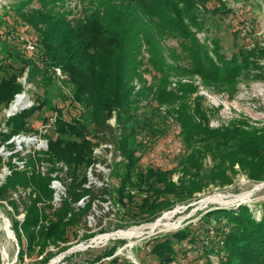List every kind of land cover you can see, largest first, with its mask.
<instances>
[{
    "label": "trees",
    "instance_id": "16d2710c",
    "mask_svg": "<svg viewBox=\"0 0 264 264\" xmlns=\"http://www.w3.org/2000/svg\"><path fill=\"white\" fill-rule=\"evenodd\" d=\"M34 1L20 0L18 6L3 5L4 11L0 13V51L7 52L12 61L22 64L20 70L0 79V111L9 108L16 95L25 90L19 80L25 72L28 82L37 81L43 88V94L36 97L32 106L5 117L6 127L0 130V149L5 145L14 150L15 143L10 142L14 135L39 133L33 121L37 113L55 115V136L48 135V150L25 156L12 153L8 162L12 172L0 185V201H6L15 215L24 208V221L15 216L12 224L20 245L18 259L22 264H48L57 254L72 247L69 244L71 230L87 227L86 215L98 199H110L118 218L116 229H128L157 220L181 202L197 199L196 193L212 184L221 187L233 184L239 173L236 165L252 180L264 181V131L250 126L245 120L213 128L200 97L192 98L196 91L192 82L180 80L176 88H171L174 75L200 74L208 86L231 92L236 90L241 76L249 75L251 70H259L255 78L264 80V66L260 63L264 58L263 48L248 51L242 48L230 61L215 48L218 58L214 59L191 29V25L197 29L204 26L203 19L198 17L197 5L191 0H164L174 16L164 19L169 16L163 12L162 22L150 19V25L143 13L148 12L146 16H149L150 11H158L145 10L142 3L146 0H140L134 8L123 1L106 2L76 22L64 9L56 12L54 8L28 10ZM38 1L53 7L59 3V0ZM159 2L162 4L163 0ZM150 3L155 1L146 4ZM11 9L17 12L21 22L34 30V39L38 43L34 53L27 52L26 44L21 49L1 30L9 24L6 16ZM218 11V8L214 9V12ZM162 23L185 40L192 35L193 49L184 43V48L190 52V67L170 63L163 55L156 37L163 28ZM144 45L150 46L151 64L160 75H156L152 87L136 90L135 80L147 82L140 71L143 61L139 55ZM10 66L0 61V72ZM56 67L62 68L66 74L64 78L56 74ZM144 98L169 106L167 112H157L164 123L178 104L176 121L181 125L187 153L174 169L141 165L138 153L147 149L151 139L166 132L162 127L164 124L155 123L151 117L139 112V103ZM193 102L196 103L194 108ZM61 103L79 105L82 111L68 119ZM114 116L116 125L112 126L109 120ZM49 117L44 118L45 123ZM107 129L114 135L115 148L122 159H115L110 164V184L100 188L88 185V173L83 176L80 173L83 167L88 169L99 162L96 148L102 144L100 132ZM143 132L145 139L139 140ZM209 155L214 165L206 171L204 160ZM13 156L26 161L24 168H19ZM42 161H47L50 166L46 174L38 167ZM59 162L68 166V180L67 195L56 207L51 174L56 172ZM178 171L182 176L176 181L174 174ZM21 189L27 191L26 195L21 194ZM16 192H19V198L15 196ZM82 199L84 205L79 204ZM200 220L197 227L187 225L164 238H154L151 250L161 264L175 262L179 258L177 245L183 247L185 241L189 245L187 250H196V254L203 257L204 261L199 264H217L212 261V255L220 264H264V204L261 218L250 205L241 204L207 210ZM104 231L102 229L100 233ZM97 233L86 232L84 239L90 240ZM201 244V248L196 249ZM51 246L59 250L54 252L49 249ZM117 249V246L106 249L93 262L106 257L118 261ZM35 251L42 259L25 262V254L31 256ZM0 264H3L1 253ZM127 264L134 263L127 260Z\"/></svg>",
    "mask_w": 264,
    "mask_h": 264
},
{
    "label": "rangeland",
    "instance_id": "374dc122",
    "mask_svg": "<svg viewBox=\"0 0 264 264\" xmlns=\"http://www.w3.org/2000/svg\"><path fill=\"white\" fill-rule=\"evenodd\" d=\"M121 1L128 6L132 5L133 8L141 3L140 0H59L58 5L53 7L52 4L44 6L42 2L35 0L27 9L47 8V10H49L54 8L53 11L55 12L64 9L70 12L69 18L76 22L83 18L84 15L96 9L98 5L101 6V4L106 2L115 4ZM150 1L151 0H146L142 3V5H145L144 9L149 11L154 9L158 11V13L150 11L149 16H146L148 12L143 13L146 21H149V25L151 24L150 19L156 22H162L160 16L163 12H166L169 16L164 19H169L174 16V12L167 7L164 0L162 4L159 0H154L155 3H158L157 6L155 3L146 4ZM191 1L197 5L198 17L204 21V26L201 29H197L194 25H191V29L196 32L198 41L204 46V50L206 49L214 59L218 58L215 54V48L219 50L226 61H230L234 54L240 53L242 48H247L244 49L247 51L256 47L264 49V0ZM19 2L20 0H0V13L4 11L3 5L15 4L18 6ZM215 8H218L219 11L214 12ZM6 17L9 24L4 25L1 30L5 35H9L11 41H16L21 49H23V45L25 44V38H36L32 27L21 22L15 10L11 9L9 15ZM162 25L163 28L161 26L162 30L156 34V37L163 55L170 63H177L183 67H190V52L184 48V43L186 42L188 48L193 49L192 45L194 39L192 35H189L185 40L184 37L178 35L177 31L172 30L165 23H162ZM150 49V46L144 45L140 53L141 55H139L140 59L143 61L140 71L143 73L144 79L147 82L144 83V81L139 80V78L135 80L134 84L136 90H140L144 86L152 87L156 81V75H160L151 64L150 57L152 53ZM0 61H4L6 65H11L8 70L0 72V79L4 76H10L22 67L21 63L12 61L9 54L4 51H0ZM260 63L264 66V58L260 59ZM257 73H260V71L254 69L251 70L249 75H242L234 92L229 90L219 91L215 86H208L200 74L174 75L171 78L173 81L171 88H176L180 80L183 82H192L196 86V91L192 94V98L200 97V103L202 107L207 109L209 124L213 128H220L228 126L234 121L245 120L250 126L258 127L264 131V80L255 78ZM27 76L28 74L25 72L23 76H20L19 80L25 87L26 95L30 97L32 103H34L36 97L43 94V88L37 81L28 82ZM61 105L64 106L63 111L68 119L80 115L82 111L79 105H73L71 103H61ZM177 105L172 108L174 112L164 123L157 112H167L169 109L168 105H162L158 101L151 100V98H144L139 103V112L141 114L151 117L155 123L158 122L160 125L164 124L165 126L162 127L166 129V132L157 135L147 143L148 146L145 151L138 153V155H141L140 162L144 168L159 167L162 169H174L178 167L183 156L187 153L186 145L181 134V125L176 121L178 115L177 109L179 108ZM192 105L194 108L196 103L193 102ZM8 109L9 108H2L0 111V130L6 127L5 117L10 113ZM54 116L55 115L52 113H37L34 116V127L39 130V134L42 137H48V135L52 137L55 136ZM45 117H49L47 123L44 122ZM109 123L112 126L116 125V116L112 117ZM100 134L104 139L101 138L100 141L102 144L96 148L99 162H97L94 167L88 169L83 167L80 174L83 176L85 173H88V185H96L101 188L110 184V164H112L115 159L120 160L122 158L119 152L116 151L114 135H112L110 129L104 130L100 132ZM91 136L94 137L93 135ZM94 139L99 140L97 137H94ZM140 139H145V132L139 136V140ZM16 145H18V142ZM34 145L38 146V143ZM18 147L20 149V145H18ZM12 153L13 150H10L5 145L1 147V174H8V162L12 157ZM24 154L25 153L20 149V155ZM18 158L17 156H13V161L16 162L21 159ZM204 164L206 171L214 165V160L210 155L205 158ZM236 167L239 169V173L236 175L233 184L224 187L212 184L206 187L202 192L196 193L197 199L189 203H179L173 210L166 211L157 220L129 227L133 228L146 225L145 232L139 237H135L133 240L119 236L107 240L102 237L103 234H112L127 229H116L118 218L116 216L115 207H113L110 199L107 201L101 199L96 200L93 209L86 215V219L88 220L87 227L83 226L78 229L73 228L70 233L71 240L69 244L73 246L83 245L85 248L57 254L50 262L56 260L54 264H127V260H130L136 264L133 261L136 260L138 264H161L159 258L151 250L154 238L162 236V238H164V235H170L187 225L193 228L197 227L201 221L200 217L202 213L207 210L248 204L251 206L255 215L261 218L264 204V181L252 180L246 172L240 170L239 165H236ZM181 176V172L178 171L174 174V179L178 181ZM5 179L2 181H6ZM246 193H250V196L245 198L244 194ZM215 195L224 196V200L229 203L206 201L209 197ZM106 198L108 199L109 196L106 195ZM84 203L85 201H81L82 205H84ZM23 209V207L20 208L21 211H23ZM22 213L15 215L16 213L6 201H0V253L3 260L4 252H6L9 259L12 260L14 264H22L17 258L20 245L15 231L14 234L16 238L9 237L5 227L8 221L12 228L13 218L16 216L18 219V217H21ZM22 218H24V216H22ZM156 223L157 225H154ZM102 229L106 231L100 233ZM86 232L98 233L90 240H85L84 234ZM121 240H126L127 242L122 243ZM114 246L118 247L115 253V255L119 256L118 261H114L112 259L113 257H106L101 261L93 262V260L101 256L106 249ZM201 246L202 244L197 245L196 249H200ZM177 247L179 249V258L172 264H199L204 261V259H202L203 257H199L198 253L196 254V250L186 249L189 248L186 241L183 243V247H181V245H177ZM49 249L54 252L59 250V248L54 246H51ZM199 251L200 250H198V252ZM40 259H42V257H40L36 251L31 256L25 254V262L27 263ZM211 259L214 263L220 264L215 255H212Z\"/></svg>",
    "mask_w": 264,
    "mask_h": 264
},
{
    "label": "built area",
    "instance_id": "2783aa9c",
    "mask_svg": "<svg viewBox=\"0 0 264 264\" xmlns=\"http://www.w3.org/2000/svg\"><path fill=\"white\" fill-rule=\"evenodd\" d=\"M25 44H26V50L28 53H34L37 50L38 47V43L37 41L32 38H25ZM55 72L58 76L60 77H65L64 71L62 70L61 67H56ZM23 97L22 99L26 102H28V104L21 108L20 111H22L23 109L29 108L30 106H32V101L30 99V97H28L25 93V90L21 93H18L14 99V101H16V99L18 97ZM12 104L11 103L10 107H9V112L7 114V117H10L14 114H16L17 112H19V109L16 110H12ZM7 130V129H6ZM40 133V132H39ZM39 133H20L17 135H14L12 137V139L10 140V142H14L15 143V149L13 150V153H20V149L25 153V155H28L30 153H36V152H44L47 151L49 148V140L47 137H42ZM45 138V139H44ZM18 142V145H20V149L18 147V145H16ZM26 143V144H25ZM35 143H38V146L34 145ZM25 147V150H24ZM97 150V149H96ZM19 159V158H18ZM25 160L23 159H19L18 161H16L17 165L19 166L20 169L24 168L25 166ZM58 169L56 170V172H52V181H51V187L54 189V199H53V203L56 207H58L59 205H61L63 198L67 195V177H66V173L68 171V166L63 163V162H59L57 163ZM39 169L46 174L49 171V163L47 161H42L39 164ZM11 169L9 168L8 174H1L0 175V185L3 184L4 182L2 181L3 179L7 178L8 175L11 174ZM6 180V179H5ZM22 192L21 194L26 195L27 191H23L21 189ZM19 192L15 193V196L17 198H19ZM81 201H85L84 199H82ZM81 201L79 202V204H81ZM23 211H21L19 214H21ZM22 216H24V218H22ZM18 219L22 222L25 219V212L22 213L21 217H18Z\"/></svg>",
    "mask_w": 264,
    "mask_h": 264
},
{
    "label": "bare ground",
    "instance_id": "6f19581e",
    "mask_svg": "<svg viewBox=\"0 0 264 264\" xmlns=\"http://www.w3.org/2000/svg\"><path fill=\"white\" fill-rule=\"evenodd\" d=\"M22 98H23L22 96L18 97L16 101H14V103L12 104V110L23 108L28 104V102L24 101ZM249 196H250V193L244 194L245 198ZM206 201L207 202L209 201L218 202V203H229L228 201L224 200V196L222 195H215V196L209 197ZM157 223L154 225H157ZM6 224L8 225V221ZM145 229H146V225H143L139 227L129 228L127 230H121V231H118L112 234H106V235L103 234L102 237L107 240L115 236H119L122 238L133 240L135 237H139L140 235H142L145 232ZM8 235L9 237L13 238L12 234H8ZM83 248H85V246L83 245L79 247V249H83ZM3 264H13L12 260L9 259V256L6 252H4V255H3Z\"/></svg>",
    "mask_w": 264,
    "mask_h": 264
},
{
    "label": "water",
    "instance_id": "95a60500",
    "mask_svg": "<svg viewBox=\"0 0 264 264\" xmlns=\"http://www.w3.org/2000/svg\"><path fill=\"white\" fill-rule=\"evenodd\" d=\"M5 229L7 230V232H8V234H12L13 235V237H15L16 238V236H15V234H14V230L11 228V225H10V223H8V225L5 227ZM81 245H79V246H72V247H70L67 251H72V250H74V249H79V247H80ZM19 250H20V247H19ZM17 258H18V256H17ZM136 264H138V262L136 261V260H133ZM56 262V260H54V261H52V262H50L51 264H54ZM49 263V264H50ZM14 264V263H13Z\"/></svg>",
    "mask_w": 264,
    "mask_h": 264
}]
</instances>
